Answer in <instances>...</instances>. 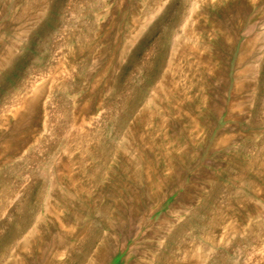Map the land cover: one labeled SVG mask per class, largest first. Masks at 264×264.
<instances>
[{"label": "rangeland", "instance_id": "rangeland-1", "mask_svg": "<svg viewBox=\"0 0 264 264\" xmlns=\"http://www.w3.org/2000/svg\"><path fill=\"white\" fill-rule=\"evenodd\" d=\"M0 264H264V0H0Z\"/></svg>", "mask_w": 264, "mask_h": 264}, {"label": "bare ground", "instance_id": "bare-ground-1", "mask_svg": "<svg viewBox=\"0 0 264 264\" xmlns=\"http://www.w3.org/2000/svg\"><path fill=\"white\" fill-rule=\"evenodd\" d=\"M100 261H102V260H100ZM116 261V260H115Z\"/></svg>", "mask_w": 264, "mask_h": 264}]
</instances>
